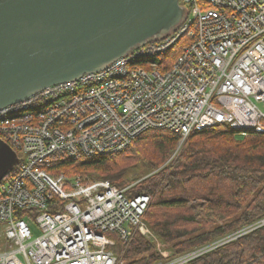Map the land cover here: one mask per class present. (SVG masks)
I'll use <instances>...</instances> for the list:
<instances>
[{"label":"built area","instance_id":"built-area-1","mask_svg":"<svg viewBox=\"0 0 264 264\" xmlns=\"http://www.w3.org/2000/svg\"><path fill=\"white\" fill-rule=\"evenodd\" d=\"M178 5L186 18L163 40L0 108V140L18 156L0 181V264H117L110 248L136 233L154 243V264H190L264 225L171 256L143 221L149 196L59 170L60 161L120 153L149 130L180 136L167 163L194 131L264 134V0ZM28 222L41 231L33 240Z\"/></svg>","mask_w":264,"mask_h":264},{"label":"trees","instance_id":"trees-1","mask_svg":"<svg viewBox=\"0 0 264 264\" xmlns=\"http://www.w3.org/2000/svg\"><path fill=\"white\" fill-rule=\"evenodd\" d=\"M179 140L178 134L149 130L120 153L60 161L59 170L67 175L92 172L97 178L89 179L108 181L116 189L139 181L128 195L150 197L143 221L171 256L264 220V134L241 136L230 126L194 131L167 163ZM110 250L118 264L161 260L154 243L139 233L127 243L116 239ZM190 264H264V225Z\"/></svg>","mask_w":264,"mask_h":264},{"label":"water","instance_id":"water-1","mask_svg":"<svg viewBox=\"0 0 264 264\" xmlns=\"http://www.w3.org/2000/svg\"><path fill=\"white\" fill-rule=\"evenodd\" d=\"M185 18L178 0H0V108L98 72ZM17 164L0 140V181Z\"/></svg>","mask_w":264,"mask_h":264},{"label":"rangeland","instance_id":"rangeland-1","mask_svg":"<svg viewBox=\"0 0 264 264\" xmlns=\"http://www.w3.org/2000/svg\"><path fill=\"white\" fill-rule=\"evenodd\" d=\"M186 43H184V40H181L178 45L176 47H174V49L172 51H178L179 49H181L183 46H185ZM264 110V107H261ZM87 174V175H86ZM86 174H74V175H86L88 177H96L97 175L95 173H86ZM9 177H6V179L3 181L4 183H6V180H8ZM97 178V177H96ZM101 180V179H98ZM134 182L131 183L130 185H128L127 187L130 188V190H132V188L138 183ZM28 226L30 228V232H31V238L32 240L37 238L38 236H40L41 231L39 229V227L37 226V224H35L34 222H28ZM4 228H3V224L0 223V251L5 249V241H4ZM168 251V250H167ZM169 253H171V251H168ZM118 264V263H117Z\"/></svg>","mask_w":264,"mask_h":264}]
</instances>
